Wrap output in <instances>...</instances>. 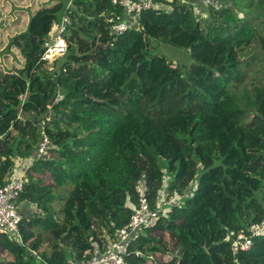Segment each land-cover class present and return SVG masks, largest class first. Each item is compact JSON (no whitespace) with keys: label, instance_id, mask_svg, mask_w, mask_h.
Returning <instances> with one entry per match:
<instances>
[{"label":"trees","instance_id":"1","mask_svg":"<svg viewBox=\"0 0 264 264\" xmlns=\"http://www.w3.org/2000/svg\"><path fill=\"white\" fill-rule=\"evenodd\" d=\"M158 1L164 7L143 12L139 30L115 39L110 0H72L68 8L69 0H52L11 39L6 51L16 48L23 64L15 73L0 68V183L31 161L19 200L35 212L22 218L25 243L0 236L10 255L0 264L86 260L129 223L140 179L152 208L163 187L180 201L138 232L132 250L144 254L128 260L236 264L229 232L264 217L261 69L245 82L264 59V0H229L205 16L199 0ZM64 13L72 19L68 52L51 70L40 60ZM155 40L187 51L190 62L174 66ZM255 42L262 51L247 55ZM43 134L51 147L40 157ZM239 259L264 264V236Z\"/></svg>","mask_w":264,"mask_h":264},{"label":"built area","instance_id":"2","mask_svg":"<svg viewBox=\"0 0 264 264\" xmlns=\"http://www.w3.org/2000/svg\"><path fill=\"white\" fill-rule=\"evenodd\" d=\"M114 11L106 20L111 26V31L115 39L130 29H140L141 14L147 10H158L164 7L158 0H110ZM202 6L220 8L226 4V0H199ZM72 6L69 0L67 8ZM72 25L70 14L64 13L61 20L53 24L49 38L44 43V50L40 62L42 64H52L57 58L63 57L68 52V41L66 32ZM47 66V65H46ZM49 69H54L53 66ZM64 96L58 93L55 100H60ZM25 99V96L23 97ZM2 137L0 136V145ZM51 147V139L47 134H43L37 147V155L47 156ZM3 155L0 151V168L2 167ZM31 161H19L4 181L0 183V236L8 235L10 238L26 242L21 234L22 214L20 207V196L24 189L27 166ZM139 196L138 206L135 209L131 220L124 227L116 231V237L109 240L108 244L101 250L96 247L92 256L76 264H133L128 257L131 255L140 256L143 253L140 249L132 250L133 239L138 232L145 228L156 225L160 213H169L172 204V197L166 194L163 187L159 192L157 208H152L147 196V189L144 179H140L136 185ZM134 207V205H132ZM169 210V211H167ZM264 236V217L262 220L252 223L247 229L240 231L231 230L228 240L231 241V250L236 264H242L239 255L249 251L258 237ZM70 264H75L72 262Z\"/></svg>","mask_w":264,"mask_h":264},{"label":"rangeland","instance_id":"3","mask_svg":"<svg viewBox=\"0 0 264 264\" xmlns=\"http://www.w3.org/2000/svg\"><path fill=\"white\" fill-rule=\"evenodd\" d=\"M226 1H228V4L231 5V2H229V0H226ZM49 4H53L52 0H0V68L4 73H15L17 70V67L23 64V61L20 58L18 50L16 48H13V50L9 52L8 50L6 51V48L11 42V39L15 35L20 33L21 31L25 30L26 25L33 12H35L40 7H43ZM206 9L207 7L205 6L203 8L197 9L198 10L197 12L200 13L202 16H205V11L203 10H206ZM240 16H242V14H240ZM262 20H264V16L262 17ZM259 22L260 20L258 19L254 21L255 24L256 23L258 24ZM154 44L159 47L160 52L164 53L170 61L173 60L174 66L180 67L190 62L189 53H186L187 51H184L181 49L179 50L169 45H165L161 43L159 44V42L156 40L154 41ZM246 51L249 53L247 55H252L254 53H259L262 50L259 44L255 42L253 46L246 48ZM191 61H192V58H191ZM53 63L46 64V65L51 67L53 66ZM257 69H261V72L259 74L260 76L264 75V59L262 57H261V60L256 61L253 67L250 68L249 74L245 78V82L247 86L249 87L251 86V81H252L251 76L257 74L255 71ZM49 156H51V154H49ZM169 178L170 176L166 173V178H165L166 187L168 186L170 182ZM194 185L195 183L192 182L190 185V188L186 191L187 193L183 194L184 198H186V195H190L189 192L194 188ZM68 192H69V188H66L65 193H68ZM178 201H180V195L174 194V196H172V204ZM34 236L36 237V241H37L35 245L38 246L39 241L42 240V236L41 234H39V232H36V231L34 232ZM169 238H170L169 235L165 237V239H169ZM165 242L172 244V242L168 240H165ZM35 248H36L35 251H37L38 247H34V249ZM9 258H10V255L8 254V252L4 250L2 246L0 245V261L8 260Z\"/></svg>","mask_w":264,"mask_h":264},{"label":"crops","instance_id":"4","mask_svg":"<svg viewBox=\"0 0 264 264\" xmlns=\"http://www.w3.org/2000/svg\"><path fill=\"white\" fill-rule=\"evenodd\" d=\"M202 7H205V6H202ZM19 207H20V212H21L23 218L29 217V216H31L32 213L35 212V209L32 205H27L23 202H22L21 206H19Z\"/></svg>","mask_w":264,"mask_h":264},{"label":"clouds","instance_id":"5","mask_svg":"<svg viewBox=\"0 0 264 264\" xmlns=\"http://www.w3.org/2000/svg\"><path fill=\"white\" fill-rule=\"evenodd\" d=\"M54 64H55V62H54ZM45 65V64H44ZM46 66V65H45ZM57 96V95H56ZM56 98V97H55ZM55 98H54V100H55Z\"/></svg>","mask_w":264,"mask_h":264}]
</instances>
